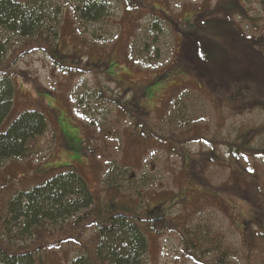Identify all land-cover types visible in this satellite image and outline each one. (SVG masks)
<instances>
[{"label": "rangeland", "instance_id": "obj_1", "mask_svg": "<svg viewBox=\"0 0 264 264\" xmlns=\"http://www.w3.org/2000/svg\"><path fill=\"white\" fill-rule=\"evenodd\" d=\"M140 1L144 3V11L132 17L126 15L123 2L112 0L110 17L96 22L79 20L77 10L92 0L46 2L61 11L57 15L66 27L62 38L66 53L74 51L79 37L89 43L97 42L99 48L84 52L92 61L105 64L106 76L99 78L104 90L113 96L120 94V90H130L127 100L137 96L140 106L148 113L150 131L145 132L148 137H140L143 131L134 133L129 119L115 121L113 106L96 102L91 75H65L55 70L40 51L21 56L11 70L22 72L23 79L0 77L3 88L7 84L15 89L9 107L13 108L12 115L5 123L9 124L23 111H38L46 115L50 125L40 139L42 148L38 156L0 163V207L17 191L32 189L57 173L73 168L93 193H101L102 200L108 184H114L120 195L131 194L134 203L140 200V210L147 203L152 206L157 202H162L167 209L176 199L178 204L169 207L167 216L177 221L178 215L186 216V223L179 226L184 235L167 232L149 236L147 250L137 257L140 264H196L191 256L202 263L264 264V199L252 192L253 208L247 202V197L253 201L250 194L245 197L234 190L242 191L249 184H232L240 178L239 170L245 172V168L251 167L264 190V158L242 155L235 160L227 152L228 146L246 132L257 133L259 139L254 146L264 145V94H255L240 110L232 111L229 105L219 106L223 101L216 99L214 91L205 87L204 82L202 85L201 77L198 78L190 61L185 59L187 53H183L181 46L182 35L196 30L193 24L196 16L203 15L197 19L201 26L206 17L218 20L217 14L224 13L221 9L227 0ZM240 3L251 21L235 15L231 16L234 24L247 37L264 42V0H240ZM151 7L164 12L176 28ZM221 21L222 24L224 20ZM71 27L75 29L73 37ZM21 43L8 24L0 21V67L9 54L21 53L17 47ZM105 45L108 47L100 48ZM126 60L132 64L126 65ZM208 69L210 76L220 78V68L209 65ZM112 122L109 129L117 132H107L104 156L93 167L85 138L97 135L91 125L107 127ZM199 137L211 145L189 143L185 154L179 148L171 149L175 139L193 142L192 138ZM213 147L216 159L210 162ZM202 180L210 188L201 184ZM202 185L206 194L200 193L204 191ZM248 190L251 191L250 186ZM77 200L69 197L66 201ZM59 219L63 222V232L49 225L46 228L49 231L39 232L28 243L35 248L42 241L50 242L45 246L48 248L50 244L66 242L47 253V258H43L47 264H69L77 257L81 245H88L93 251L94 229L80 231L78 228L79 231L73 232L70 224H66L71 214ZM19 224L13 216L9 217L8 234L3 236L6 243L19 245L27 238L28 233ZM57 236L64 238L58 240ZM192 241L198 245V251ZM112 247L118 249V242Z\"/></svg>", "mask_w": 264, "mask_h": 264}, {"label": "trees", "instance_id": "obj_2", "mask_svg": "<svg viewBox=\"0 0 264 264\" xmlns=\"http://www.w3.org/2000/svg\"><path fill=\"white\" fill-rule=\"evenodd\" d=\"M46 1L0 0V21L8 24L10 31H14V34L22 40V43L17 46L18 49H21V53L18 55L9 54L0 67V77L4 80H15L19 77L23 79L21 77L23 73H15L11 70L12 66L21 56L40 51L47 56L55 70H59L65 75H91L94 80L96 102L113 106L115 121L129 119L134 133L143 131L140 137L142 139L143 136L148 137L145 133L150 131L147 127L148 113L140 106L137 96L133 95L127 100L126 96L129 95L130 90H120V94L117 96L109 95L104 90L99 78L106 76L105 64L101 61H92L85 53L99 48L97 42L89 43L86 39L79 37L76 48H73L74 51L66 53L64 41H62L63 30L66 27L62 23L61 17L58 18L57 15H61V11H57ZM120 1L124 4L126 15L133 17V15L144 11V3L140 0ZM111 3L112 0H92L90 4L77 9L79 20L83 22L107 20L110 17L109 6L112 5ZM240 5V0H227L221 9V12L224 13L217 14L218 20L206 17L204 26L199 25L197 21L203 15L196 16L193 23L196 30L185 33L181 39L183 53H187L184 57L190 61L198 78L201 77L202 85L204 82L205 87L208 86L214 91L215 94L212 92L213 96L223 101L219 106L229 105L228 108L232 111L243 108L246 103L252 100V97H255V94L262 96L264 94V42L247 37L234 24L231 16L235 15L243 21H251L245 9ZM151 10L159 12L175 27L174 21L164 12L156 7H151ZM221 20H224L222 24ZM69 30L73 37L75 29L71 27ZM208 30L212 31L207 35ZM179 32L181 31L179 30ZM107 47L108 45H105L100 48ZM127 64L132 63L126 60ZM209 65L222 70L221 79L210 76ZM202 85L198 86L200 90ZM14 92L15 89L11 85L6 84V87L3 88L0 84V163L8 160L12 162L22 159L30 160L38 156L42 148L40 139L47 133L50 125L46 115L38 111H23L15 115L9 124H6L7 118L12 115L13 108L9 109V107ZM262 106L264 108V104ZM112 125L113 122L107 127H103L102 124H98L96 127L91 125L92 128H96L97 135H90L88 140L85 138L86 150L90 157L89 162L93 167L104 156L107 132L109 130L117 132L109 129ZM257 139L259 137L256 132L241 134L236 143L228 146L229 156L235 160L241 158L242 155H257L254 158H264V145L254 146ZM192 140L194 141L185 142L175 139L171 149L176 151L179 148L180 153L185 154V146L189 143L202 142L211 145L201 137L192 138ZM215 159V147H213L209 161L212 162ZM199 166L202 167L200 164ZM239 172L240 178L234 179L232 184L249 185L242 191L234 190L245 197H247V193L252 197V192H254L264 199V190L257 182L259 178H257L255 170L249 167V169L245 168V172L240 170ZM201 184L206 185L207 183L202 180ZM108 185L103 190L102 200L101 193H93L87 182L75 169L67 168L32 189L17 191L3 207H0V264H47L43 259L47 258V253L50 251L52 253L53 249H59L66 242L50 244L48 248L45 246L50 242L42 241L35 248H32L28 243L35 239L39 232L49 231L46 228L50 226H57L60 229L57 232H63V222L59 221V218L66 214H71V220L66 224H70L73 232L79 231L78 228L81 229L80 231L90 229L95 231L93 251L89 250L88 245H81L77 249V257L69 264H140L137 257L147 250L149 236L167 232H173L179 236L184 235V230H180L179 226L186 223V216L178 215L179 221L175 217L167 216L169 207L178 204L176 199L172 200L167 209L164 208L162 202H157L152 206L147 203L145 208L140 210V200L134 203L131 194H128L129 196L120 195L117 188L113 186L114 184ZM205 185L202 187L204 188ZM249 186L251 191L248 190ZM205 192L204 188V191L200 193L204 194ZM217 195L215 194L214 197ZM69 197H73V199L75 197L78 200L66 201ZM140 197H142L141 194ZM249 199L250 197H247L248 204L255 208L253 197V201ZM10 216L20 222L19 225H22L28 233L27 238L23 239L19 245L6 243L3 238L8 234ZM65 232L68 234L69 228ZM56 238L62 240L64 236ZM71 240L75 241V239ZM116 242L119 244L118 249L112 247ZM190 243L198 251V245L193 241ZM49 248L51 250L46 251ZM192 257L189 258L196 264H224L223 261L202 263L199 259L196 260Z\"/></svg>", "mask_w": 264, "mask_h": 264}]
</instances>
